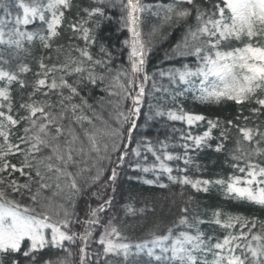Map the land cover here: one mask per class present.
<instances>
[{
	"label": "snow or ice",
	"instance_id": "6c2138e0",
	"mask_svg": "<svg viewBox=\"0 0 264 264\" xmlns=\"http://www.w3.org/2000/svg\"><path fill=\"white\" fill-rule=\"evenodd\" d=\"M207 2L210 9L197 0H0V264H264V219L219 207L208 219L198 214L190 219L185 206L166 231L154 227L132 243L113 198H105L99 187L115 184L117 169L144 151L154 163L142 171L157 174L145 184L166 188L159 183L166 175L171 184L206 194L217 187L226 200L264 209V0ZM111 9L119 10L115 19L129 34L121 42L128 49V67H111L112 53L99 35L103 22L114 19L108 15ZM146 12L159 21L149 36L166 25L187 24L172 55L194 58V66L185 63L160 71L168 87L158 86L145 69L150 44L143 39L141 25ZM37 44L39 57L34 55ZM149 81L152 92L164 93L175 105L166 111L157 107L154 116L188 129H173L180 133L178 143L170 145L168 137L155 144L135 140L141 105L150 95ZM100 85L109 97L118 98L108 101L109 120L82 94ZM186 94L202 104L232 102L236 113L221 119L186 110L176 103ZM125 101H131L126 110ZM229 142L232 172L226 177L188 175L195 163L190 153L205 148L222 153ZM172 161L183 163L177 175L169 165ZM196 171H201L198 163ZM93 187L97 191L91 197L97 203L93 207L85 201L81 216L75 211L76 198ZM149 211L123 207L125 217ZM205 223L223 234L206 236L199 228ZM77 227L79 231L73 230ZM65 242L77 246L78 261H73ZM46 248L66 255L56 261L42 259ZM141 254L149 259H138Z\"/></svg>",
	"mask_w": 264,
	"mask_h": 264
},
{
	"label": "trees",
	"instance_id": "16d2710c",
	"mask_svg": "<svg viewBox=\"0 0 264 264\" xmlns=\"http://www.w3.org/2000/svg\"><path fill=\"white\" fill-rule=\"evenodd\" d=\"M80 2V0H77ZM89 0H83V3H88ZM145 4H169L173 0H143ZM202 7L211 8V3L207 0H197ZM75 9H73V12ZM2 14V13H0ZM108 15L114 16L111 22L104 21L99 30L101 41L108 47L112 53V65L113 69L123 66L128 67L127 54L128 49L122 45V41L128 38L129 34L126 29H121L119 23L115 17L119 16L118 9H111ZM195 24V20L190 21ZM159 21L156 17L146 12L143 17V23L141 25V31L143 33V39L146 43L150 44V51H148L146 58L145 69L149 76H153L158 86L163 85L168 87V81L166 78L159 76L160 71H168L173 68H180L182 64H189L194 66V58H177L172 55V50L175 45L181 40L187 27L186 23L180 26H165L155 36H149L153 26L158 25ZM31 30V27H30ZM66 42V41H63ZM98 51L97 49L93 50ZM41 50L37 44L34 49V55L39 57ZM31 62V58H29ZM33 71L36 70L35 64L33 63ZM27 78L31 80L32 74L29 73ZM152 81H149L146 85L147 92L150 95H146L141 105V113L137 118L138 128L134 130L133 135L135 140L144 138L151 140L154 144L157 140H164L168 137L169 144L179 142V132H174L173 129H181L187 131L188 129L180 122H169L166 117H155L154 112L157 107L167 110L168 108L174 107L170 98L166 99L164 93H154L151 88ZM82 94L88 98V102L93 106L95 111L100 114L104 120H109V114L112 112L111 106L108 101L115 102L118 98L113 96L109 97L105 91H103V85L92 87L89 86ZM183 86H177L176 90H182ZM198 95V93H196ZM104 98L101 100V98ZM178 104H182L186 110L202 113L210 118L219 116L221 119L224 117H231L236 113V105L232 102H224L219 105L217 104H202L193 99L192 94L182 95L176 101ZM131 104V101H125L122 105L124 110L127 109ZM150 106L152 111H150ZM247 107V106H246ZM92 113H89L91 115ZM152 116V119L148 117ZM99 124V122H97ZM127 127V126H126ZM203 128H193L192 131L196 134L202 131ZM213 147L215 141H211ZM132 147H136L135 141L132 143ZM232 148V143L229 142L227 149L222 153H215L211 149L205 148L199 153H190L193 156L195 163L190 167L188 175L190 177H204V178H215L217 175L227 176L232 169L229 166L228 161V149ZM173 152H182V149L171 148ZM115 159V157H113ZM139 162L140 168L136 167V163ZM105 165L110 169L108 162H104ZM154 163V158L150 153L142 151L140 157H131V162L125 163L119 169H117L118 176L115 184H113L112 198L114 206L119 210L120 222L125 234L130 238L132 243L138 242V239L145 237L147 232L158 227L160 232L166 231V229L172 226L176 220L179 209L181 207H189V218L191 219L194 215L198 214L204 219L211 217L212 210L219 207L224 212L239 214L247 217L256 216L260 219H264V209H260L258 206L250 205L246 202L239 200H226L222 192L217 188L213 187L210 192H195L190 186H181L179 184H171L167 180L166 175L160 177L159 183L168 185L166 188L159 187L158 183L152 185L145 184L144 180H156V173L149 172L144 173L142 168L145 166H151ZM199 164L201 171H196V164ZM169 165L173 168V175H177V167H183V163L179 161L169 162ZM110 174L106 172V175ZM100 187V186H99ZM97 191V187H93L87 195H84L81 199L76 198V209L75 211L83 216L86 207L85 201L95 205L91 197V192ZM110 188L105 190V196L110 194ZM192 197V201L189 203L188 198ZM125 205H132L139 209L147 207L150 211L144 216L137 217H125L123 207ZM115 214V213H112ZM199 228L206 236H220L223 234V230L215 225L202 224ZM73 230L79 231V228ZM98 238V233L96 234ZM65 247L71 248L73 252V261L75 262L78 258L77 246L70 245L65 242ZM93 249L96 245L92 246ZM66 253L60 249L46 248L42 251V259H51L56 261L57 258L65 256ZM143 261H147L149 258L146 254H141L138 258ZM209 261L212 259L211 255H208ZM7 264V261H6Z\"/></svg>",
	"mask_w": 264,
	"mask_h": 264
}]
</instances>
